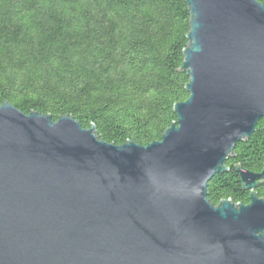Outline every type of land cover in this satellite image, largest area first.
Masks as SVG:
<instances>
[{
  "label": "water",
  "instance_id": "obj_1",
  "mask_svg": "<svg viewBox=\"0 0 264 264\" xmlns=\"http://www.w3.org/2000/svg\"><path fill=\"white\" fill-rule=\"evenodd\" d=\"M186 1L190 96L160 141L0 105V264H264V168L235 166L249 204L208 200L264 119V3Z\"/></svg>",
  "mask_w": 264,
  "mask_h": 264
},
{
  "label": "trees",
  "instance_id": "obj_2",
  "mask_svg": "<svg viewBox=\"0 0 264 264\" xmlns=\"http://www.w3.org/2000/svg\"><path fill=\"white\" fill-rule=\"evenodd\" d=\"M191 20L186 0H0V105L72 115L116 145L160 141L190 96ZM236 165L263 170L264 119L209 182L213 205L250 203Z\"/></svg>",
  "mask_w": 264,
  "mask_h": 264
}]
</instances>
